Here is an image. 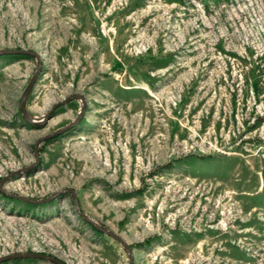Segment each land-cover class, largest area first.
<instances>
[{
	"label": "rangeland",
	"instance_id": "rangeland-1",
	"mask_svg": "<svg viewBox=\"0 0 264 264\" xmlns=\"http://www.w3.org/2000/svg\"><path fill=\"white\" fill-rule=\"evenodd\" d=\"M3 48L0 256L264 264V0H0Z\"/></svg>",
	"mask_w": 264,
	"mask_h": 264
},
{
	"label": "water",
	"instance_id": "water-1",
	"mask_svg": "<svg viewBox=\"0 0 264 264\" xmlns=\"http://www.w3.org/2000/svg\"><path fill=\"white\" fill-rule=\"evenodd\" d=\"M11 53H14V54H28V55L34 56V57H36V59H38L37 68L34 70L33 75L31 76L29 82L27 83V85L25 86V88H24V90L22 92L20 108H21L22 115L25 116V118L28 121H30V122H40V121L32 120L29 117H26L27 111H26L25 102H24L25 95L31 89V87H32V85L34 83V80H35V78L37 76L38 68H39V65H40L39 64L40 63L39 56H38L37 52H35L33 50H30V49H25V48H3V49H0V55L1 54H11ZM73 95L79 96L80 97V101H81V106L78 109V114H77L76 118L73 121H71V122H69V123H67V124H65L63 126H60V127L56 128L55 130L49 132L48 134L42 136L41 138H39V140L36 141V144L39 141H41V140H46V139H49L51 137H54V136H57V135H60V134L64 133L67 129H69L71 126H73L75 123L78 122V120L82 116L84 108H85V100H84L83 95L80 94V93H74V94H72V96ZM69 97L70 96H68V97L64 98L63 100L59 101L57 104H54V105L50 106L47 109V111L45 112L43 120H47L50 117V115H51L50 113H51L52 109L55 108L57 105L66 102ZM36 152H37V154H36L34 162H32L30 165H28L26 167L18 168L17 170L13 171L12 174H17L19 172L30 171L31 169H34V167L38 164V162L40 160V156L38 154L37 149H36ZM7 177H9V175L6 176L4 179H6ZM6 193L8 195H10V196H13V197H15L17 199H20V200H23V201H27V202L31 201L30 198L25 197L23 195L12 194V193H8V192H6ZM90 222L95 228H97V229H99V230H101V231L113 236L114 238L119 240L123 245H125L128 249L130 248L129 244L125 240H123L120 236H118L117 234H115L114 232L109 230L108 228L103 227V226H101L99 224H96L94 221L90 220ZM27 257L36 258V259L43 260V261H48V262H51V263H54V264H66L64 261H62L58 257H56L54 255H51V254H48V253L40 252V251H34V252H12V253H8V254L0 256V261L6 260V259L27 258Z\"/></svg>",
	"mask_w": 264,
	"mask_h": 264
},
{
	"label": "trees",
	"instance_id": "trees-1",
	"mask_svg": "<svg viewBox=\"0 0 264 264\" xmlns=\"http://www.w3.org/2000/svg\"><path fill=\"white\" fill-rule=\"evenodd\" d=\"M175 1L183 2V0H175ZM14 56H17V57H19V58L31 57V55H28V54H14ZM28 124H29V123H28ZM30 125H31V124H30ZM58 136H60V135L54 136V137L49 138V139H47V140L54 139V138H56V137H58ZM33 170H34V169L30 170L29 172H27V174H31V173L33 172ZM2 195H3V197L9 198V199H11V200L20 201L19 199L15 198V197H12V196H10V195H8V194H4V193H3ZM25 204H26V205H35L34 203H29V202H25ZM91 227H92L94 230H96L97 232H99V231L97 230V228H95L93 225H91ZM99 233H100V232H99ZM148 241H149V239H146V240L144 241V243H145V242H148ZM140 244H141V243H139V245H140ZM32 259H35V258H32Z\"/></svg>",
	"mask_w": 264,
	"mask_h": 264
},
{
	"label": "bare ground",
	"instance_id": "bare-ground-1",
	"mask_svg": "<svg viewBox=\"0 0 264 264\" xmlns=\"http://www.w3.org/2000/svg\"><path fill=\"white\" fill-rule=\"evenodd\" d=\"M36 121H40L41 122V119H39V120H36ZM39 123V122H38Z\"/></svg>",
	"mask_w": 264,
	"mask_h": 264
}]
</instances>
